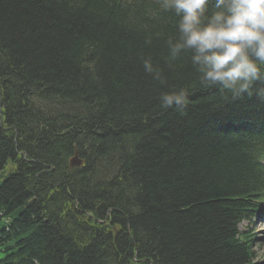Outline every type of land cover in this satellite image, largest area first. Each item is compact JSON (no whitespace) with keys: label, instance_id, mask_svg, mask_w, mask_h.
Returning a JSON list of instances; mask_svg holds the SVG:
<instances>
[{"label":"trees","instance_id":"1","mask_svg":"<svg viewBox=\"0 0 264 264\" xmlns=\"http://www.w3.org/2000/svg\"><path fill=\"white\" fill-rule=\"evenodd\" d=\"M177 19L159 0H0V264H253L238 225L264 203V84L202 88L169 60ZM180 88L186 107L161 108Z\"/></svg>","mask_w":264,"mask_h":264},{"label":"clouds","instance_id":"2","mask_svg":"<svg viewBox=\"0 0 264 264\" xmlns=\"http://www.w3.org/2000/svg\"><path fill=\"white\" fill-rule=\"evenodd\" d=\"M159 2L163 11L178 18L177 35L166 41L169 60L187 55L202 88L219 87L235 99L251 96L254 85L264 84V0ZM142 64L147 74L162 79L150 59ZM159 103L165 110L182 109L187 105V90L163 92Z\"/></svg>","mask_w":264,"mask_h":264},{"label":"rangeland","instance_id":"3","mask_svg":"<svg viewBox=\"0 0 264 264\" xmlns=\"http://www.w3.org/2000/svg\"><path fill=\"white\" fill-rule=\"evenodd\" d=\"M251 231L257 237L255 246V261L256 264H264V222L251 226Z\"/></svg>","mask_w":264,"mask_h":264},{"label":"water","instance_id":"4","mask_svg":"<svg viewBox=\"0 0 264 264\" xmlns=\"http://www.w3.org/2000/svg\"><path fill=\"white\" fill-rule=\"evenodd\" d=\"M75 162H76V159H73V160L71 161V163H75ZM76 164L79 165V162H76Z\"/></svg>","mask_w":264,"mask_h":264},{"label":"bare ground","instance_id":"5","mask_svg":"<svg viewBox=\"0 0 264 264\" xmlns=\"http://www.w3.org/2000/svg\"><path fill=\"white\" fill-rule=\"evenodd\" d=\"M8 164H11V162H8Z\"/></svg>","mask_w":264,"mask_h":264}]
</instances>
